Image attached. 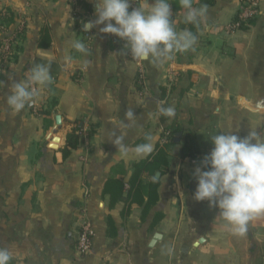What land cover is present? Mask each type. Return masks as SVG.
I'll list each match as a JSON object with an SVG mask.
<instances>
[{
  "label": "crops",
  "instance_id": "crops-1",
  "mask_svg": "<svg viewBox=\"0 0 264 264\" xmlns=\"http://www.w3.org/2000/svg\"><path fill=\"white\" fill-rule=\"evenodd\" d=\"M85 1L88 12L70 0H0L15 17L0 29V46L13 37L9 57L0 54V248L10 252L9 264H264V214L237 236L218 208L193 198V171L212 148L209 136L254 131L264 140V0L250 24L233 31L227 26L240 0H212L197 25L182 23L183 9H173L179 0H169L177 31L188 28L197 41L162 63L134 60L124 41L99 31L103 25L83 31L98 3ZM74 11L83 14L78 26ZM74 40L85 43L86 55L71 48ZM49 63L51 84L19 113L11 109L10 78L24 80ZM160 105L173 107L174 117L161 120ZM129 108L137 115L129 148L150 135L155 150L163 130L177 128L168 166L154 174L157 201L144 216L142 193L131 201L126 191L133 164L145 158L122 157L111 137L118 134L111 121ZM70 132L79 144L64 156ZM150 178L141 175V184ZM83 215L95 236L80 255Z\"/></svg>",
  "mask_w": 264,
  "mask_h": 264
},
{
  "label": "clouds",
  "instance_id": "clouds-1",
  "mask_svg": "<svg viewBox=\"0 0 264 264\" xmlns=\"http://www.w3.org/2000/svg\"><path fill=\"white\" fill-rule=\"evenodd\" d=\"M183 9L182 23L197 25L205 16L207 5L197 8L193 0H179ZM130 9V0H98L94 8L95 19L82 24L83 31H90L98 25L102 33L114 34L124 41L127 54L139 62L162 63L177 53L193 48L197 36L190 29L177 31L173 21V11L169 0H140ZM71 48L87 54L88 48L81 40L71 42ZM70 60V57L65 58ZM86 67V62L85 65ZM51 64H36L24 80L10 78V93L6 102L19 113L29 105L40 90L52 82ZM2 83V82H0ZM160 115L171 118L175 109L171 106L158 107ZM136 114L129 108L124 118L111 121L116 131L111 133L112 143L122 157L131 153L138 159L148 157L154 151L150 135L145 142L129 148L125 144L127 130L135 122ZM212 144L210 152L195 167L193 175L196 187L193 198L207 201L209 206L219 209V216L233 235L243 236L249 222L264 214V140L250 131L239 137L230 131H220L209 136ZM12 256L6 248H0V264H9Z\"/></svg>",
  "mask_w": 264,
  "mask_h": 264
},
{
  "label": "trees",
  "instance_id": "trees-1",
  "mask_svg": "<svg viewBox=\"0 0 264 264\" xmlns=\"http://www.w3.org/2000/svg\"><path fill=\"white\" fill-rule=\"evenodd\" d=\"M71 6L73 9L76 7H80L84 12H88L91 7L85 0H70ZM212 3V0H199L197 7H201L202 5H210ZM174 10L181 9V7H174ZM74 20L75 24L78 26L80 23V20L83 17V14L74 11ZM14 14L8 9L0 10V26L1 27H8L10 24L14 21ZM251 20L249 21L250 24ZM248 24V25H249ZM246 25V26H248ZM246 26H243L242 28H245ZM241 29V28H240ZM20 31H16V35H20ZM46 112V111H45ZM161 116V120L164 119V116ZM75 129H79V126L76 125L74 127ZM177 131V128L175 126H170L168 128H165L162 133V138L165 136V132H169L168 140H161L156 149L150 154L147 158L143 159L142 161L136 162L133 164V172L132 177L130 179V188L128 192L126 191V195L128 198L131 199V201H137V195L142 193V216L148 213V211L151 209V207L156 203L158 194H157V187H158V181L154 179V174L157 171H162L168 166V160H167V147L169 144L172 143V135L174 132ZM165 139V138H164ZM79 144V136L76 132H70L67 134L66 137V145L62 149L63 155H68L71 149L76 148ZM186 144L184 145V147ZM191 151V150H190ZM187 151L185 155L193 156L194 151ZM144 174L150 176L151 178L144 183L142 179V184L140 181L141 175ZM119 191H123L122 187L118 185ZM144 197H146V200H144Z\"/></svg>",
  "mask_w": 264,
  "mask_h": 264
},
{
  "label": "built area",
  "instance_id": "built-area-1",
  "mask_svg": "<svg viewBox=\"0 0 264 264\" xmlns=\"http://www.w3.org/2000/svg\"><path fill=\"white\" fill-rule=\"evenodd\" d=\"M74 1V0H72ZM137 0L130 2V9L136 6ZM260 0H240L239 7L236 11V15L233 20L230 21L227 28L230 31L237 30L249 24V21L254 19L259 13ZM0 29L2 27L0 26ZM12 36L5 38L0 46V54L3 58H8L12 48ZM139 78H144V71L140 69ZM169 132H165V136H168ZM162 138V140H168V137ZM95 236V231L90 220L83 215V218L79 224L78 235L76 238V251L80 255L86 254L92 245V240Z\"/></svg>",
  "mask_w": 264,
  "mask_h": 264
},
{
  "label": "water",
  "instance_id": "water-1",
  "mask_svg": "<svg viewBox=\"0 0 264 264\" xmlns=\"http://www.w3.org/2000/svg\"><path fill=\"white\" fill-rule=\"evenodd\" d=\"M56 124L59 125L60 124V116H56ZM180 136V133L177 132L174 135V140H177V137ZM159 173L156 174V176L158 177ZM155 238H157V236H155ZM202 239L199 240V242H201Z\"/></svg>",
  "mask_w": 264,
  "mask_h": 264
}]
</instances>
